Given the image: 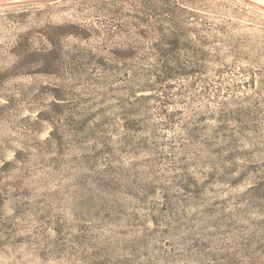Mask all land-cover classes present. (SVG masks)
I'll return each instance as SVG.
<instances>
[{"label":"rangeland","instance_id":"rangeland-1","mask_svg":"<svg viewBox=\"0 0 264 264\" xmlns=\"http://www.w3.org/2000/svg\"><path fill=\"white\" fill-rule=\"evenodd\" d=\"M69 23L113 68L0 86V264H264V0L0 3V68Z\"/></svg>","mask_w":264,"mask_h":264},{"label":"trees","instance_id":"trees-1","mask_svg":"<svg viewBox=\"0 0 264 264\" xmlns=\"http://www.w3.org/2000/svg\"><path fill=\"white\" fill-rule=\"evenodd\" d=\"M147 8L148 12L143 13L145 17L135 16L137 24L145 25L147 28L152 27L153 32L164 38L168 27L164 26L162 19L159 17L163 15L170 17L172 9L166 8V6L158 7L154 5L151 8L152 12H149V6ZM150 17L152 18L149 19ZM150 21L152 22L150 23ZM92 31H96L95 27H89L80 23L49 25L48 28H43L40 31L41 39L45 40L46 46L38 48L32 46L33 34L31 32L20 34L11 47L12 59L10 65L0 68V86L6 80L22 74H41L57 77H61L66 73L73 74L79 72L82 65H86L87 63H92L104 71L112 70L113 67H110L107 64V60L102 56L94 58L92 49L81 47L80 45L64 48L62 41L65 37L75 36L86 39L92 34L90 33ZM178 38L177 35H174V42H171L170 46L177 47L176 41ZM153 47L159 51L163 50V47L158 43H155ZM161 56V58L157 59L158 64L152 72L154 71V75L159 78L166 79L172 77L176 71V67L170 64L163 51ZM182 73L187 72L183 71ZM49 119L52 120L50 117Z\"/></svg>","mask_w":264,"mask_h":264},{"label":"crops","instance_id":"crops-1","mask_svg":"<svg viewBox=\"0 0 264 264\" xmlns=\"http://www.w3.org/2000/svg\"><path fill=\"white\" fill-rule=\"evenodd\" d=\"M11 1H16V0H0V3H6V2H11Z\"/></svg>","mask_w":264,"mask_h":264}]
</instances>
